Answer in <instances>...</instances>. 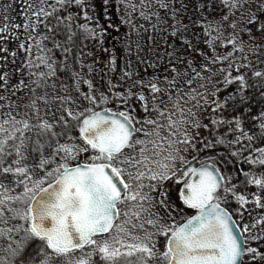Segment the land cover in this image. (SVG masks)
<instances>
[{
    "label": "snow or ice",
    "instance_id": "obj_1",
    "mask_svg": "<svg viewBox=\"0 0 264 264\" xmlns=\"http://www.w3.org/2000/svg\"><path fill=\"white\" fill-rule=\"evenodd\" d=\"M112 10L168 74L93 82ZM10 40L31 84L0 75V264H264V0H9Z\"/></svg>",
    "mask_w": 264,
    "mask_h": 264
},
{
    "label": "rangeland",
    "instance_id": "obj_2",
    "mask_svg": "<svg viewBox=\"0 0 264 264\" xmlns=\"http://www.w3.org/2000/svg\"><path fill=\"white\" fill-rule=\"evenodd\" d=\"M7 2H9V0H0V3H7ZM14 7L16 8L17 11L10 12L9 15H15L16 16V22H20V17L17 15V12H18L19 8L21 7V5L16 4V5H14ZM117 15L118 14L115 12V10H112V15L110 18L106 19L103 16L100 17V23L102 25H104L105 27H107L108 24H113V25H115V27L108 28L107 34L104 37L103 43L101 45V47L108 49L109 52H101V51H99V49L96 50L97 60H98V62L94 65V68L96 69V73L94 76H92L90 78H92L93 82L97 83V84H102L103 82H106L108 79H113L114 81H116L118 83L120 82V78L115 80L114 77H110L108 75H105V76L103 75L104 77H102V75L100 74L103 71L107 72L106 65L108 63V60L111 57L116 58L117 55L119 54V46H120L119 35L122 34L125 27L122 26V24L120 23L119 17ZM16 43L17 42L14 40L8 41L4 45V47L9 49V53L0 54V56L3 57V58H0V75L7 73V85H5L6 88L8 87V85H14V84L18 83L20 80H24L29 85L31 84V79H30V75H29L30 70L27 68L26 64L24 63L25 54L23 52H20L19 55L16 56L15 58H13L10 55L11 51H17ZM89 47L91 48L92 46L90 45ZM116 51H117V53H116ZM109 53H110V55H109ZM87 62L91 64L92 58H87ZM102 64H103V66H102ZM177 67L179 68V70L181 72L186 70L185 65L178 64ZM99 69H102V72H98ZM187 70L191 71V69H187ZM116 71H117V68H116ZM139 72H140L141 76L159 75L162 77V76L168 74L165 72V66H159L155 69L152 67H147V68L145 67L144 69H142ZM0 83H2V82H0ZM198 83H199V81L194 83L193 87H196ZM183 87L186 88L187 86L184 85ZM0 91H3V90L0 89ZM3 94L5 96H7L8 92L4 91ZM30 95L31 94L27 91V89H21L20 91H18L16 93L15 96L11 97V99L15 100V101H20V102L26 104L29 102ZM21 111H24V109H21ZM205 122H207V121H205ZM204 135H208V134L205 132ZM231 167H232L231 165H228L226 171H230ZM245 170H247V167H245ZM249 190L255 191L254 188L249 189ZM234 206L235 205H233V207ZM192 213L193 212H190L189 215H191ZM183 219H184L183 216H179V215L177 216L178 222H183Z\"/></svg>",
    "mask_w": 264,
    "mask_h": 264
},
{
    "label": "trees",
    "instance_id": "obj_3",
    "mask_svg": "<svg viewBox=\"0 0 264 264\" xmlns=\"http://www.w3.org/2000/svg\"><path fill=\"white\" fill-rule=\"evenodd\" d=\"M119 17V15H117ZM120 20V17H119ZM138 23H143V21H138ZM122 26L125 27L123 30L122 34L119 35V41H120V46H119V54L116 57V68L117 71L115 72H110L107 69V72H102V69H99L98 72L104 77L105 75H108L110 77H114L115 80L121 77L122 75V70L125 68L127 62L130 60L132 62V67L129 69L132 71L134 74L139 73L142 69L145 68V64L139 63L137 59V54H136V42L138 41L140 45L143 48V51L139 53V56L141 58H144L145 60H151L152 63H155L159 66H166L167 60L165 59H160L161 56H163L164 50H165V45H164V39L162 38L161 35L157 34L155 36V39L157 40V44L153 46L150 41L147 39V34H143L141 30V35H137L135 32H130L128 27L124 24ZM147 26V25H146ZM177 46L179 47V41H176ZM126 45H130L132 49V54L128 55V53L125 51ZM171 49H169L170 51ZM117 53V51H116ZM187 55V54H185ZM103 66V64H102ZM101 68V67H100ZM99 74V73H98ZM104 75V76H103ZM62 76L65 79V82H70L67 80V74H62Z\"/></svg>",
    "mask_w": 264,
    "mask_h": 264
},
{
    "label": "flooded vegetation",
    "instance_id": "obj_4",
    "mask_svg": "<svg viewBox=\"0 0 264 264\" xmlns=\"http://www.w3.org/2000/svg\"><path fill=\"white\" fill-rule=\"evenodd\" d=\"M192 214H194V212H193ZM192 214H191V215H192ZM94 259L97 261V264H100V262H99V258H98V257H94Z\"/></svg>",
    "mask_w": 264,
    "mask_h": 264
}]
</instances>
